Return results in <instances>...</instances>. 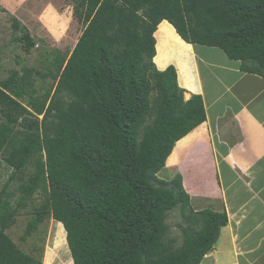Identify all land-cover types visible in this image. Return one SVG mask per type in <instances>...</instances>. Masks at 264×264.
<instances>
[{
    "label": "trees",
    "instance_id": "1",
    "mask_svg": "<svg viewBox=\"0 0 264 264\" xmlns=\"http://www.w3.org/2000/svg\"><path fill=\"white\" fill-rule=\"evenodd\" d=\"M71 1L83 28L68 54L45 60L52 94L29 69L0 80L5 185L28 167L8 199L1 188L0 264H42L4 234L33 194L42 202L28 230L45 215L62 223L73 264H198L227 217L192 211L178 175L156 177L205 111L200 95L183 98L172 64L156 68L153 33L167 20L185 42L217 46L264 77V0ZM19 38L25 51L35 44ZM178 204L192 213L174 247L164 221Z\"/></svg>",
    "mask_w": 264,
    "mask_h": 264
},
{
    "label": "crops",
    "instance_id": "2",
    "mask_svg": "<svg viewBox=\"0 0 264 264\" xmlns=\"http://www.w3.org/2000/svg\"><path fill=\"white\" fill-rule=\"evenodd\" d=\"M51 34L57 39L67 32ZM170 44L157 66L176 67L185 99L200 95L205 119L175 142L165 164L176 160L194 211L214 205L213 211L227 217L200 264H264V77L244 70L217 46L187 43L177 35ZM197 162L207 168H197ZM198 173L203 176L192 185Z\"/></svg>",
    "mask_w": 264,
    "mask_h": 264
},
{
    "label": "rangeland",
    "instance_id": "3",
    "mask_svg": "<svg viewBox=\"0 0 264 264\" xmlns=\"http://www.w3.org/2000/svg\"><path fill=\"white\" fill-rule=\"evenodd\" d=\"M74 7L75 4L71 0H0V80L8 78L14 71L19 75H24V70L29 69V74L34 79V86L38 92H42L53 84L50 77L41 78L40 74L43 72L46 58L52 59L57 51L62 55L68 54L74 41L79 36L82 26L74 16ZM13 18L18 20L20 28H13ZM162 22L159 23L153 33L156 41V52L153 61H155L156 68L164 62L162 57L167 53V44L169 42L171 44L174 43L176 35L179 36L166 21ZM54 31L59 35L63 34V32H67V34L54 39L51 34ZM27 33L35 43L29 51H25L24 48L27 39L19 38L27 35ZM54 87L55 84L52 85L50 94H52ZM183 98H187L184 93ZM0 119H2L1 114ZM175 161L174 158L168 159L167 163L156 173V177L173 182L177 174ZM200 166L201 168H207L203 163L200 165L197 162V168ZM27 168L23 170V173L17 172L14 178L10 179L8 184L5 185L11 168L6 167L0 155V192L1 188L4 187V190H2L4 199H8L9 193L20 183L18 180L19 176L25 179ZM198 176L203 175L198 173L192 176V185L196 183V177ZM39 199L38 194L31 195L26 200V204L19 208L13 221L4 229V234L20 250L30 254L42 264H49L46 263V259L48 253L51 255L50 251L53 253L50 258V264H68L69 262V264H72L71 254L64 240L65 234L63 233L65 232L61 229L60 222L49 215H45L36 226L28 230L29 222L33 219V214L37 207L35 205L42 202ZM10 201L13 202L14 197ZM188 205H190L192 211L197 209L190 201ZM210 209L213 210L214 205L210 206ZM191 213L186 208L185 214H183L180 210V204L168 211L164 221L168 227L164 236L165 242L173 239L172 245L174 247H178L181 244L180 226H185V217Z\"/></svg>",
    "mask_w": 264,
    "mask_h": 264
},
{
    "label": "clouds",
    "instance_id": "4",
    "mask_svg": "<svg viewBox=\"0 0 264 264\" xmlns=\"http://www.w3.org/2000/svg\"><path fill=\"white\" fill-rule=\"evenodd\" d=\"M166 21H167V20H166ZM167 22H168V21H167ZM168 23H169V22H168ZM172 27H173V26H172ZM82 28H83V27H82ZM81 31H82V30H81ZM155 31H156V30H155ZM80 33H81V32H80ZM79 35H80V34H79ZM78 37H79V36H78ZM78 37H77V39H78ZM77 39L75 40L73 46L75 45ZM155 43H156V42H155ZM73 46H72V48H73ZM72 48H71V49H72ZM70 51H71V50H70ZM70 51H69V52H70ZM69 52H68V53H69ZM155 52H156V51H155ZM154 56H155V55H154ZM154 56H153V58H154ZM153 58H152V59H153ZM153 62H154V61H153ZM154 64H155V62H154ZM169 65H170V64H169ZM155 66H156V64H155ZM173 66H174V65H173ZM166 67H167V66H166ZM166 67H165V68H166ZM165 68H164V69H165ZM157 69H158V68H157ZM159 70H161V69H159ZM162 70H163V69H162ZM172 149H173V148H172ZM171 151H172V150H171ZM170 153H171V152H170ZM168 156H169V155H168ZM168 156H167V157H168ZM165 161H166V160H165ZM164 164H165V163H164ZM163 166H164V165H163ZM202 210H203V209H202ZM198 211H200V210H198ZM194 212H197V211H194ZM226 222H227V221H226ZM61 224H62V223H61ZM63 229H64V228H63ZM180 230H181V229H180ZM166 232H167V230H166ZM181 237L183 238V233H182V231H181ZM181 242H182V241H181ZM66 243H67V242H66ZM180 245H181V244H180ZM180 245H179V246H180ZM212 247H213V246H212ZM209 251H210V250H209ZM209 251H208V252H209ZM206 253H207V252H206ZM206 253H205V254H206ZM205 254L202 256L201 260H203V257L205 256ZM71 259H72V258H71ZM201 260H200V262H199L198 264L201 263ZM72 264H73V261H72Z\"/></svg>",
    "mask_w": 264,
    "mask_h": 264
},
{
    "label": "bare ground",
    "instance_id": "5",
    "mask_svg": "<svg viewBox=\"0 0 264 264\" xmlns=\"http://www.w3.org/2000/svg\"><path fill=\"white\" fill-rule=\"evenodd\" d=\"M158 25H159V24H158ZM158 25H157V26H158ZM59 224H61V223H59ZM60 226H62V225H60ZM62 230L64 231L63 227H62ZM64 232H65V231H64ZM64 240H65V238H64ZM70 261H71V260H70ZM68 262H69V261H68ZM69 263H70V262H69ZM69 263H68V264H69Z\"/></svg>",
    "mask_w": 264,
    "mask_h": 264
}]
</instances>
